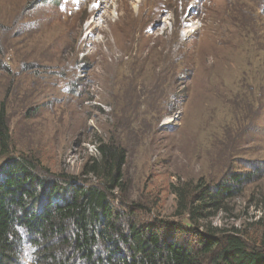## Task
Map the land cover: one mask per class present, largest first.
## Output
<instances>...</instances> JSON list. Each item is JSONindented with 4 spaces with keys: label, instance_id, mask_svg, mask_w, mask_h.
<instances>
[{
    "label": "rangeland",
    "instance_id": "rangeland-1",
    "mask_svg": "<svg viewBox=\"0 0 264 264\" xmlns=\"http://www.w3.org/2000/svg\"><path fill=\"white\" fill-rule=\"evenodd\" d=\"M263 10L264 0H0L7 159L78 179L98 147L117 146L114 206L190 247L205 229L174 216L172 187L243 174L203 224L264 250Z\"/></svg>",
    "mask_w": 264,
    "mask_h": 264
},
{
    "label": "trees",
    "instance_id": "trees-1",
    "mask_svg": "<svg viewBox=\"0 0 264 264\" xmlns=\"http://www.w3.org/2000/svg\"><path fill=\"white\" fill-rule=\"evenodd\" d=\"M10 147L2 108L0 158L6 159L0 166V264H22L25 245L32 264H264V250L249 247L238 232L203 224L237 194L246 181L243 174L233 173L214 186L172 187L174 216H186L196 230L205 229L190 247L166 238L160 225L138 224L134 211L114 206V191L124 189L119 147H98L97 160L80 178L62 175L61 181L43 175L35 158L7 159ZM259 246L264 247V238Z\"/></svg>",
    "mask_w": 264,
    "mask_h": 264
},
{
    "label": "bare ground",
    "instance_id": "bare-ground-1",
    "mask_svg": "<svg viewBox=\"0 0 264 264\" xmlns=\"http://www.w3.org/2000/svg\"><path fill=\"white\" fill-rule=\"evenodd\" d=\"M91 3V2H90ZM98 6H95V5H92L91 6V12H95L98 8H97ZM115 26V25H114ZM114 28V27H113ZM79 44V43H78ZM136 46V49H137V45H135Z\"/></svg>",
    "mask_w": 264,
    "mask_h": 264
}]
</instances>
